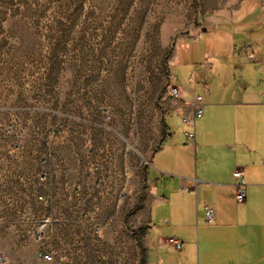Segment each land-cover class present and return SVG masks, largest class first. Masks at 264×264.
I'll use <instances>...</instances> for the list:
<instances>
[{"label": "rangeland", "instance_id": "1", "mask_svg": "<svg viewBox=\"0 0 264 264\" xmlns=\"http://www.w3.org/2000/svg\"><path fill=\"white\" fill-rule=\"evenodd\" d=\"M206 24L202 0H0V264H44L25 203L51 190L43 172L56 193L75 182L92 200L98 182L136 212L169 84L203 93L181 57L204 48ZM108 253L98 260L125 262Z\"/></svg>", "mask_w": 264, "mask_h": 264}, {"label": "crops", "instance_id": "2", "mask_svg": "<svg viewBox=\"0 0 264 264\" xmlns=\"http://www.w3.org/2000/svg\"><path fill=\"white\" fill-rule=\"evenodd\" d=\"M262 1L202 0L207 24L194 42L204 48L181 61L191 69L192 87L201 84L203 93L178 86L183 99L204 95V115L196 121L195 140L187 138L189 127L179 115L164 116L166 133L144 168L146 191L136 212L113 200L110 190L98 196V182L92 200L80 199L75 182L67 194L56 193L43 172L51 190L25 203L40 216V251L53 255L44 264H103V252H120L122 264H264ZM246 46L261 60H249ZM173 116L178 122L168 121ZM235 167L245 173L243 201L236 199ZM205 204L216 221H206ZM86 206L94 211L85 212ZM171 238L183 242L181 250Z\"/></svg>", "mask_w": 264, "mask_h": 264}, {"label": "built area", "instance_id": "3", "mask_svg": "<svg viewBox=\"0 0 264 264\" xmlns=\"http://www.w3.org/2000/svg\"><path fill=\"white\" fill-rule=\"evenodd\" d=\"M264 5V0L262 1ZM240 49V48H238ZM243 52L247 58L253 62L260 61L259 56L254 52L251 46L243 47ZM169 94L175 100L169 114H177L180 116L182 122L189 127L186 131V136L189 140H195V126L197 119L204 115L205 111V98L203 94H195L190 99H183L180 96V88L172 82L168 86ZM234 179V187L236 191V199L243 201L246 198V182L245 173L242 167H235L232 173ZM121 197L126 198L128 191L126 188L121 190ZM205 219L208 223L216 221V212L208 204L204 205ZM170 242L178 249L181 250L183 242L180 239L171 238ZM39 256L41 259L52 260L53 255L47 251H40Z\"/></svg>", "mask_w": 264, "mask_h": 264}]
</instances>
